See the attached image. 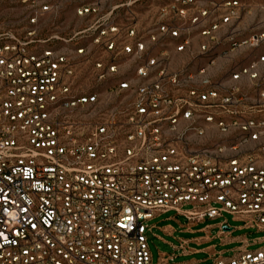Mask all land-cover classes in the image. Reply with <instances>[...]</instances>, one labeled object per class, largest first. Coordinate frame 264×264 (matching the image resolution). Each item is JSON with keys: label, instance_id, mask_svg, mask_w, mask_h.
Instances as JSON below:
<instances>
[{"label": "built area", "instance_id": "1", "mask_svg": "<svg viewBox=\"0 0 264 264\" xmlns=\"http://www.w3.org/2000/svg\"><path fill=\"white\" fill-rule=\"evenodd\" d=\"M16 1L26 28L0 27V264H152L148 222L168 211L264 233V54L230 78L247 77L253 99L208 75L225 44L264 47V31L234 36L240 0H169L146 30L131 11L119 23L76 0L88 23L44 40L41 20L58 7ZM171 51L187 61L173 69ZM239 243L211 264H264V246Z\"/></svg>", "mask_w": 264, "mask_h": 264}, {"label": "rangeland", "instance_id": "2", "mask_svg": "<svg viewBox=\"0 0 264 264\" xmlns=\"http://www.w3.org/2000/svg\"><path fill=\"white\" fill-rule=\"evenodd\" d=\"M50 4L59 7L56 17L51 16L50 21L46 22L39 28V38L42 40L47 39L51 35H58L63 39H68L74 33L82 30L90 19H81L75 16V8L78 5L76 0H45ZM100 1V0H91ZM241 4H245V0H240ZM253 4L264 5V0H253ZM247 4V3H246ZM24 10L17 3L16 0H0V27L3 29H10L12 31L21 32L26 27L24 25ZM139 14H143L142 12ZM123 15V14H122ZM242 18V17H241ZM245 18V17H244ZM249 21L259 19L253 14L252 18H246ZM251 24L246 28L243 36H247L250 32L257 31L256 27ZM264 31V28L258 31ZM60 49L71 47L72 44H63L60 42L55 43ZM83 81L79 82L82 85ZM226 221L227 225L233 230L226 236L218 237V224ZM243 222L236 220L233 216L223 214L222 218L214 220H205L200 223H188L185 218L178 216L174 211H168L160 214L150 222L148 226L154 228L146 233L147 244L151 256L152 264H157L161 255L175 254L176 257L168 264H189L196 261L195 264H211L212 259L210 254L206 252H199L183 256L179 252H175L172 245L179 246L181 241L189 240V249H204L207 246L213 245L215 252L223 253V257L232 256V250L239 246L241 239L248 240L251 245L248 247L250 251L257 250L264 246V233L255 232L254 230L243 229ZM172 228L173 233L167 234L163 231L164 228ZM188 229L191 231L189 232ZM208 237L210 241L203 243L193 242L196 239ZM258 243L253 244V242ZM224 242V243H223Z\"/></svg>", "mask_w": 264, "mask_h": 264}, {"label": "crops", "instance_id": "3", "mask_svg": "<svg viewBox=\"0 0 264 264\" xmlns=\"http://www.w3.org/2000/svg\"><path fill=\"white\" fill-rule=\"evenodd\" d=\"M245 4H241V13L239 15L238 20L234 23V36L236 38H243L246 36H243L245 32L247 31L246 28H248L251 24H253V27L257 28V31L250 32H259L258 29L264 28V5H257L253 4V0H245ZM100 4L102 12H107L110 10H116L118 21L119 23H124L126 20V12L131 11L134 13L135 19H136V25L138 29H149L153 26L154 23L158 21V9L166 5L169 0H100L97 1ZM130 6L129 8H125V6ZM198 6L201 7H207V3H199ZM58 7V6H57ZM59 10V7H58ZM143 13L142 15L139 13ZM123 14V15H122ZM253 14H255L256 17L259 16V19H256L255 21H249L246 18H252ZM57 13L54 15L52 12H47L41 22L42 25L46 22L50 21L51 16L56 17ZM242 17V18H241ZM245 17V18H244ZM262 31V30H261ZM248 34V35H249ZM247 35V36H248ZM202 41L201 38L194 36L192 39V45L194 48L197 47L198 43ZM264 54V47L256 50V51H249L246 48H237L234 50H229V46L225 44L222 46L217 53V57L215 59V63L212 67L208 70V75L211 77L213 82L215 83V86L220 91H225L229 87H235L240 95H244L249 97L250 99L254 98V92H253V83L245 76H240L237 81H232L231 75L235 73L236 66L240 65H247L253 60L254 55ZM171 59H172V68H177L181 63H184L187 61L188 57L186 53H174L171 51ZM127 68L132 69L131 63H128L125 65ZM256 72L260 77L264 76V63L257 64ZM164 232L167 234H172L173 229L170 228H164ZM191 232V231H189ZM228 234H225L223 236H226ZM219 237V235H218ZM210 241L208 237L196 239L193 242H196L198 244ZM185 243L184 249H185V255H191L196 254L199 252H206L210 254V257L217 253L215 252V247L213 245L207 246L204 249H189V243L191 241H181ZM224 243V242H223ZM181 246H174L172 245L173 249H178ZM179 252V251H175ZM179 254H181L179 252ZM196 261H193L189 264H195Z\"/></svg>", "mask_w": 264, "mask_h": 264}, {"label": "water", "instance_id": "4", "mask_svg": "<svg viewBox=\"0 0 264 264\" xmlns=\"http://www.w3.org/2000/svg\"><path fill=\"white\" fill-rule=\"evenodd\" d=\"M223 231H230V229L229 228H227V227H223Z\"/></svg>", "mask_w": 264, "mask_h": 264}]
</instances>
